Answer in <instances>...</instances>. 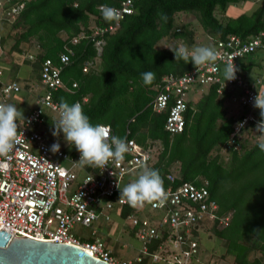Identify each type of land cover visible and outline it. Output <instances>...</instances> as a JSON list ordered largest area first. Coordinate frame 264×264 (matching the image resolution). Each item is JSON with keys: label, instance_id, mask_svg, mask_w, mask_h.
I'll list each match as a JSON object with an SVG mask.
<instances>
[{"label": "trees", "instance_id": "trees-1", "mask_svg": "<svg viewBox=\"0 0 264 264\" xmlns=\"http://www.w3.org/2000/svg\"><path fill=\"white\" fill-rule=\"evenodd\" d=\"M121 1L23 0L12 21L8 22L4 16L0 19L9 25L6 38L0 37V44L10 42L6 52L23 56L37 82L43 60L49 59L56 66L58 56L70 51L69 62L60 71L63 87L51 92L52 101L58 105L61 98L70 105L79 102L91 124L108 126L111 135L132 140L143 150H148L150 161L146 165L159 170L164 189H174L183 183L196 187L205 184L208 200L217 207L216 221L227 219L218 228L217 222L209 223L225 253L233 257L235 264H263L264 151L258 144L264 140H254L247 149L240 143L243 132L254 133V138L260 135L256 124L249 123L236 137L237 148L225 144L233 127L244 116L243 113L237 117L227 116L225 108L240 90L235 87L219 89L215 83L193 87L187 95L183 130L171 136L163 131L166 110L152 112L151 102L162 78L177 77L195 68L191 61L175 60L174 53L168 48H157L163 41L172 48L186 46L191 51L197 47L195 27H190V21L177 23V15L194 19L209 39L210 47H214L229 36L244 41L260 33L264 35V0H130L132 13L124 15L113 33L92 36L94 28L114 24V21H106L97 7L118 8ZM254 3L250 14L243 13L248 4ZM10 5L13 3L4 4L3 9ZM230 5H242L244 9L231 17L227 11ZM73 39L77 41L72 44ZM98 40L102 41L99 51L94 46ZM255 53L237 61L239 75L248 83L241 71H245V61L252 59ZM85 62H91V65L87 72H82ZM218 67L222 78L225 67L222 64ZM149 71L155 73V80L145 85L142 73ZM72 84H75L74 88ZM263 85L264 79H261L260 86ZM255 117L261 119L257 113ZM43 118L42 126L49 121L51 127H48L53 129L55 117ZM154 144L159 145L158 152H154ZM221 148L228 153L226 162L213 154ZM78 153L74 145L66 150L71 158ZM83 167L90 170V166ZM140 170L142 166L131 174V178L136 180ZM169 175L173 177L172 182L167 179ZM112 214L121 220L133 211L128 207L115 209L109 214L111 221ZM191 234L198 243L199 231L193 230ZM160 242L161 239H156L147 245V254L142 256L139 264L150 263V255ZM253 251L261 259L248 261V254Z\"/></svg>", "mask_w": 264, "mask_h": 264}, {"label": "built area", "instance_id": "built-area-1", "mask_svg": "<svg viewBox=\"0 0 264 264\" xmlns=\"http://www.w3.org/2000/svg\"><path fill=\"white\" fill-rule=\"evenodd\" d=\"M22 1L0 0V12L8 22L21 9ZM9 2L13 5L4 10V4ZM100 9L101 6H98L97 10ZM116 9L121 11L123 17L131 14L130 0H122ZM117 26L118 22L114 21L113 25L94 28L92 36L111 34ZM76 41L73 39L72 44ZM101 44L100 40L94 42L98 51ZM214 48L219 54L216 62L195 67L177 77L162 78V84L151 102V110L154 113L166 110L163 131L168 135L182 132L187 95L196 86L215 83L219 89L235 87L240 92L230 100L233 99L243 108L253 107L261 80L248 83L237 72L236 79L225 81L224 86L218 64L225 67L233 62L237 67V61L247 55L255 52L264 54V35L260 33L244 41L229 36L225 41L217 42ZM67 53L58 56L56 66L49 59L41 63L39 83L43 89L36 96V107L24 116L30 123L26 122L18 129L21 134L17 137L18 143L13 152L8 157H0V232L9 235V240L20 235L35 241L71 245L108 264H139L142 256L147 254V245L161 239L155 252L150 255L151 264H190L198 256V243L192 237V231H199V224L204 222H217L218 228L227 221L226 218L216 221L217 207L208 200L205 184L196 187L183 183L174 189L167 187L163 203L154 201L142 208H133L124 198L120 199L118 187L122 190L133 182L131 174L150 161L148 150L127 140L129 151L125 153L123 161H110L104 169L90 166V170H87L78 161L80 153L71 158L61 148L58 153L51 152V145L56 141L46 139L39 132L43 117L59 118L58 104L52 101L51 92L63 87L60 71L69 62L71 52ZM90 65L91 62H85L81 71L87 72ZM71 87L74 88L75 84ZM18 92L16 83L0 84V103H6L9 97ZM260 120L250 112L239 122L246 121L244 126L249 123L257 125ZM239 122L227 138L225 144L229 147L237 148L236 137L244 127H238ZM167 179L173 181L170 175ZM122 207L133 211L121 221L133 230L134 239L140 243L133 258L114 259L103 241L96 236L95 230H90L89 238L72 233L74 227L91 229L97 222L99 227L105 226L111 221L109 214Z\"/></svg>", "mask_w": 264, "mask_h": 264}, {"label": "clouds", "instance_id": "clouds-1", "mask_svg": "<svg viewBox=\"0 0 264 264\" xmlns=\"http://www.w3.org/2000/svg\"><path fill=\"white\" fill-rule=\"evenodd\" d=\"M101 13L106 21L119 22L123 19L120 10L108 5L101 6ZM175 55V60L182 59L185 62L191 61L194 66L200 67L208 63H214L218 59V52L214 47L198 46L189 51L186 46L176 48L167 47ZM239 69L234 63L225 66L222 72L223 83L234 81ZM145 85H150L155 80L154 72L142 73ZM253 107L260 110V122L256 125V131L264 140V94H257L254 98ZM59 118L53 123V137L63 134L64 141L80 153L78 160L81 166H94L104 169L110 161H123L125 153L129 151L126 138L113 136L110 128L103 125H93L88 116L84 113L81 104H69L61 98L58 105ZM26 121L23 110L13 104L0 103V157H8L15 149L21 134L20 129ZM244 122H239L238 127H243ZM23 135V134H22ZM258 147L264 151V142H260ZM51 152L60 151V143L55 142L51 145ZM118 187V186H117ZM120 199L125 201L133 208H142L146 203L158 201L163 203L166 200L163 179L158 169L149 168L146 164L142 165V172L139 177L129 183L121 190L119 187Z\"/></svg>", "mask_w": 264, "mask_h": 264}, {"label": "rangeland", "instance_id": "rangeland-1", "mask_svg": "<svg viewBox=\"0 0 264 264\" xmlns=\"http://www.w3.org/2000/svg\"><path fill=\"white\" fill-rule=\"evenodd\" d=\"M250 7H255L252 6L251 4H248ZM244 9V6H228L227 11L228 14L232 16H236L241 13L242 10ZM253 10V8H247L243 13L245 14H250V12ZM3 17V15L0 12V19ZM176 21L179 24H185L186 22L190 21L191 25L190 27H195L196 33L198 32V37L196 38V41L198 43V46H210V41L209 39L205 36V34L202 33V31L198 28V25L194 21V19H190L187 15H177L176 16ZM190 19V20H189ZM9 32V25L4 23L3 21H0V37L6 38V34ZM5 42V41H4ZM2 43L3 45V50L5 52L4 57L9 53L6 52L10 42H5ZM0 44V47L2 46ZM168 43L166 41L159 42L157 48H167ZM179 47V45H178ZM259 53V52H256ZM10 54V53H9ZM7 57V56H6ZM261 57L264 59V56L261 55ZM1 59L5 60L2 56H0ZM257 80H261V78H258ZM42 88V87H41ZM38 87L35 88L37 90ZM42 91V89H41ZM189 97V96H188ZM17 98V96H16ZM191 98V97H190ZM231 102H228L226 104L225 108L227 109V116L232 115L233 117H237L241 115L242 113L246 115L247 113H252L255 115L259 111L258 108L252 107L251 109L248 108H243L240 105H238L237 102H234V100H230ZM8 104H13L17 108H20L23 110V114L25 113L26 110H29L33 107H36V103L34 104V100L30 98L29 96L24 98V99H13L12 101L7 102ZM48 125L51 127V123L49 121L45 122L43 126H39V132L49 140H54L56 142L60 143V148H69L68 144L64 141L63 134L61 133L59 137H53L51 134L53 129L49 128ZM254 133L249 134V133H242L240 135L241 142L245 144L244 147L250 148L252 144L254 143V140H259L261 141L262 138L260 135H255L254 138ZM154 152L159 151V145L154 144L153 145ZM217 154L222 162H226L228 159V153L225 151L224 148H221L217 150L215 153ZM142 171L140 170L137 175L139 176ZM132 181V179H131ZM130 181V182H131ZM112 221L111 223L106 224L105 226L99 227V222L96 223L95 226H93L91 229H86L83 227H74L72 230V233L75 236H82L89 238L90 236V230H95L97 232V237L103 243L105 244L106 248L111 252L112 256L116 260H123V259H131L133 256L136 254V251L138 247L140 246V243L134 239V236L132 235V232L129 230L128 227H126L125 222L121 221L119 218L115 217V214H112ZM101 223V222H100ZM199 249H198V256L194 260L193 263L190 264H235L233 261V257L226 254L224 248L222 247V243L220 240L214 237L212 231L210 230V225L207 222H204L203 225L199 228ZM254 258H260L258 253L255 251L250 252L247 256L248 261H252ZM151 264V262L149 263ZM264 264V263H263Z\"/></svg>", "mask_w": 264, "mask_h": 264}, {"label": "water", "instance_id": "water-1", "mask_svg": "<svg viewBox=\"0 0 264 264\" xmlns=\"http://www.w3.org/2000/svg\"><path fill=\"white\" fill-rule=\"evenodd\" d=\"M0 264H108L66 244L35 241L0 232Z\"/></svg>", "mask_w": 264, "mask_h": 264}, {"label": "crops", "instance_id": "crops-1", "mask_svg": "<svg viewBox=\"0 0 264 264\" xmlns=\"http://www.w3.org/2000/svg\"><path fill=\"white\" fill-rule=\"evenodd\" d=\"M254 5L256 4L254 3ZM247 8L254 7L248 6ZM2 47L3 46L0 47V56L5 58V60L0 58V84L13 82L16 83L17 86H19V92L9 97L6 103H10V101H12L14 98L24 99L29 96L34 100L35 104L36 96L41 92L42 88L39 85V82L36 81L34 73L31 72L28 65L23 60V56L18 55L16 53H8L6 55L7 57H4L5 52L3 49H1ZM244 64V66L246 67V72L242 70L241 75L244 77L245 80L253 82L255 79L258 78L264 79V59L261 57L260 52L255 53L252 56V59L246 60ZM36 87H38L37 90H35ZM258 94H264L263 86L258 87ZM33 108L26 110L23 115L25 116ZM257 114L260 115V110L257 112ZM61 149L66 153V150L69 148H66V150L65 148ZM132 180L134 181L135 179L132 178Z\"/></svg>", "mask_w": 264, "mask_h": 264}]
</instances>
